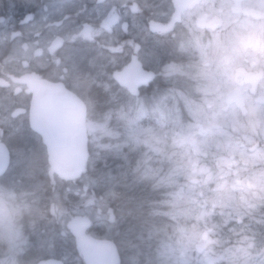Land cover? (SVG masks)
Instances as JSON below:
<instances>
[{"label":"clouds","instance_id":"obj_1","mask_svg":"<svg viewBox=\"0 0 264 264\" xmlns=\"http://www.w3.org/2000/svg\"><path fill=\"white\" fill-rule=\"evenodd\" d=\"M144 7L176 58L113 37L90 57L0 41V264H46L57 245V264H264V0ZM148 57L162 89L114 84L111 69ZM41 72L73 113L55 136L31 86ZM81 219L102 249H85Z\"/></svg>","mask_w":264,"mask_h":264},{"label":"flooded vegetation","instance_id":"obj_2","mask_svg":"<svg viewBox=\"0 0 264 264\" xmlns=\"http://www.w3.org/2000/svg\"><path fill=\"white\" fill-rule=\"evenodd\" d=\"M134 3L140 5V12L133 11ZM2 9H5V19L0 20V41L8 39L30 45L40 41L42 44L51 43L53 47L74 49L90 57L95 54L101 40L113 37L118 43L132 42L131 45L125 44V48L140 44L145 53L154 49L160 51L161 61L176 58L164 54L165 50L159 49L156 38L147 34L149 10L144 7V0H0V11ZM151 28L153 31L163 30L159 24ZM15 33L20 35L14 36ZM111 71L112 80L118 86L122 85L114 79V74L122 71L123 74L153 72L154 78L151 80L146 76H134V82L139 83L135 89L141 95L152 94L157 85L161 89L164 87L160 78L161 69L154 57H148L143 68L139 64H129ZM39 81L49 84V87L62 88L59 82L49 80L46 72H41L39 77L32 80L33 89L41 86L36 84ZM57 95L60 97V92L43 91L40 97L45 104L48 101L45 98ZM37 112L49 121L51 129L54 128L49 116L51 110L42 108ZM87 231L88 227L82 235L89 236ZM93 232L98 234L94 238L100 239L101 230L97 228ZM61 257L62 249L57 245L51 252L44 253L42 259L46 264H57Z\"/></svg>","mask_w":264,"mask_h":264},{"label":"water","instance_id":"obj_3","mask_svg":"<svg viewBox=\"0 0 264 264\" xmlns=\"http://www.w3.org/2000/svg\"><path fill=\"white\" fill-rule=\"evenodd\" d=\"M134 76L138 77L139 73L122 74V75L114 74L115 79H117L120 83H123L124 85H126L128 89L131 90V92H136L137 89H135V87L139 84L137 82H134V78H135ZM152 76L153 74L149 73L148 77H150V79L152 78ZM53 89L55 88L46 87L44 90L35 89V92H36L37 100H38L37 110H42V108H44L45 110H51V112L49 113V116L51 113L54 116V117L50 116V118L52 119V123L54 127L52 128V132H53V135L55 136L56 133H58L59 131L65 128H68L71 125L72 120H73V113H72V110H70L65 104V101L62 95L63 89L56 88L55 91H53ZM42 91H45V92L52 91L56 93H59L60 91V97L59 95H57V96H52L51 98H45V100H48V101L45 104H43L42 99L40 97V94ZM5 163L6 161L3 159V157H0V167H2ZM87 227H88L87 221L83 219L76 221L73 225L74 230L78 234H80L82 242L85 246V249L89 247H93L94 249H97V250L102 249L104 245L101 239H95L92 237H86L82 235V232ZM97 257L98 259L102 261L104 258L103 252L97 251Z\"/></svg>","mask_w":264,"mask_h":264},{"label":"bare ground","instance_id":"obj_4","mask_svg":"<svg viewBox=\"0 0 264 264\" xmlns=\"http://www.w3.org/2000/svg\"><path fill=\"white\" fill-rule=\"evenodd\" d=\"M4 15H5V13L2 14L1 11H0V20H4L5 19V16Z\"/></svg>","mask_w":264,"mask_h":264},{"label":"rangeland","instance_id":"obj_5","mask_svg":"<svg viewBox=\"0 0 264 264\" xmlns=\"http://www.w3.org/2000/svg\"><path fill=\"white\" fill-rule=\"evenodd\" d=\"M1 13L4 14L5 13V9L4 10L2 9Z\"/></svg>","mask_w":264,"mask_h":264},{"label":"trees","instance_id":"obj_6","mask_svg":"<svg viewBox=\"0 0 264 264\" xmlns=\"http://www.w3.org/2000/svg\"><path fill=\"white\" fill-rule=\"evenodd\" d=\"M110 164L112 163L111 161L109 162ZM98 195L100 194V193H97Z\"/></svg>","mask_w":264,"mask_h":264}]
</instances>
